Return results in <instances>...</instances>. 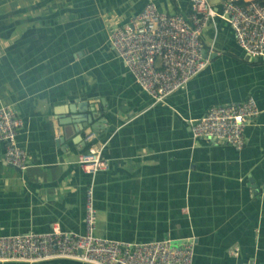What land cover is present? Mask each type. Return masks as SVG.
<instances>
[{"label": "crops", "instance_id": "0c3cea01", "mask_svg": "<svg viewBox=\"0 0 264 264\" xmlns=\"http://www.w3.org/2000/svg\"><path fill=\"white\" fill-rule=\"evenodd\" d=\"M146 1L0 0V104L21 118L15 139L27 160L24 169L5 162L0 142V235L53 223L82 232L90 184L98 235L189 237L194 264H264V55L245 54L216 15L200 35L206 65L154 100L108 40ZM153 2L188 11V0ZM249 95L258 112L241 148L191 135L189 120L209 106ZM89 124L108 161L92 176L76 161Z\"/></svg>", "mask_w": 264, "mask_h": 264}, {"label": "built area", "instance_id": "2783aa9c", "mask_svg": "<svg viewBox=\"0 0 264 264\" xmlns=\"http://www.w3.org/2000/svg\"><path fill=\"white\" fill-rule=\"evenodd\" d=\"M187 14L170 13L147 0L143 7L109 33V43L138 86L154 100L182 87L208 57L201 52L200 35L207 20L223 17L237 45L252 57L264 55V0H188ZM258 112L255 100L247 96L237 102L209 106L189 120L193 137L243 146V127ZM21 118L10 104H0L2 159L19 169L27 166L26 154L16 143ZM94 132L85 133L86 150L77 163L89 176L108 167L101 145L92 143ZM97 219L92 187L84 195L83 231L61 229L56 223L44 232L0 235V262L33 263L54 258L89 264H194L193 242L168 236L152 240H118L95 232Z\"/></svg>", "mask_w": 264, "mask_h": 264}, {"label": "water", "instance_id": "95a60500", "mask_svg": "<svg viewBox=\"0 0 264 264\" xmlns=\"http://www.w3.org/2000/svg\"><path fill=\"white\" fill-rule=\"evenodd\" d=\"M217 1H218V0H217ZM201 52H202L203 55L205 54V53H204V48H203V47H201ZM92 128H94V125L89 124V128H86V129H85L86 133L89 132L90 129H92Z\"/></svg>", "mask_w": 264, "mask_h": 264}]
</instances>
